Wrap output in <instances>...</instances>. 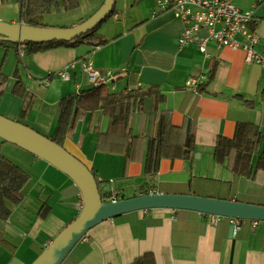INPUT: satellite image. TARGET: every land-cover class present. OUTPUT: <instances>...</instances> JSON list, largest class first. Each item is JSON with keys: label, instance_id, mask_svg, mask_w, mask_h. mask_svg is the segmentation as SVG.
<instances>
[{"label": "crops", "instance_id": "0c3cea01", "mask_svg": "<svg viewBox=\"0 0 264 264\" xmlns=\"http://www.w3.org/2000/svg\"><path fill=\"white\" fill-rule=\"evenodd\" d=\"M236 4L253 11L251 27L260 35L255 49L264 52V1ZM0 19L26 23L20 1L0 0ZM104 21L88 42L75 46L28 51L24 45H7L0 63V113L53 135L60 99L93 86L83 68L91 60L96 68L117 74L104 84L111 92L131 93L150 85H159L162 92L158 101L154 95L128 99L116 125L101 108L72 111L63 146L117 201L153 191L264 205V170L239 174L229 166L232 157L224 162L214 157L218 137H231L238 122H253L264 134V66L248 63L243 50L217 47L213 40L206 43V53L198 41L180 46L183 21L162 11L156 0H123ZM198 35L206 36L207 30ZM61 69L70 79L57 75ZM196 74L205 75L198 92L185 87ZM18 80L26 86L23 96L13 93ZM240 95L253 104L247 106ZM160 113L167 116L166 136L179 143L164 149L158 169L150 173L148 146ZM188 128L193 146L184 154ZM28 169L22 201L0 219V236L13 246L0 243V264H31L82 209L80 189L59 168L36 158ZM211 215L168 207L123 213L93 226L62 264H264L263 220L240 219L234 233L235 218L212 222Z\"/></svg>", "mask_w": 264, "mask_h": 264}, {"label": "water", "instance_id": "95a60500", "mask_svg": "<svg viewBox=\"0 0 264 264\" xmlns=\"http://www.w3.org/2000/svg\"><path fill=\"white\" fill-rule=\"evenodd\" d=\"M116 0H104L89 18L70 27L31 25L0 20V40L11 43L73 40L95 29L113 13ZM0 138L17 144L67 174L82 193V209L31 264H62L74 246L96 224L123 213L153 207L186 209L237 219L264 221V205L198 194L155 193L105 201L95 173L49 136L0 113Z\"/></svg>", "mask_w": 264, "mask_h": 264}, {"label": "trees", "instance_id": "16d2710c", "mask_svg": "<svg viewBox=\"0 0 264 264\" xmlns=\"http://www.w3.org/2000/svg\"><path fill=\"white\" fill-rule=\"evenodd\" d=\"M21 7V16L27 24L41 25L39 16L51 11L54 3L63 2L66 7H75L79 0H19ZM117 4V3H116ZM116 9V5L115 8ZM96 28L83 33L73 40L66 41H49L43 43L24 42L21 44L1 41L0 43L8 45H24L28 51H38L46 49L56 44L79 45L88 42L95 34ZM25 84L18 80L14 87L13 93L23 96ZM135 91V94H132ZM130 92V91H129ZM111 92L105 85L91 86L81 89L77 93L64 96L59 101L61 114L55 132L49 136L52 140L63 145L66 130L69 125L71 114L74 108L82 110H94L101 108L111 117L113 125L120 124L123 120L126 101L133 96L154 95L156 101L162 98V92L159 85H150L147 88H136L131 93ZM247 106L253 104L252 99H246L239 96ZM264 98V92H263ZM141 100V98H140ZM158 128L156 135L151 137L148 146L146 160V169L148 172H155L160 163L162 156L166 154L165 148L171 147L179 142H172L165 133L167 125V116L163 113L157 114ZM188 141L184 145V154L192 148L193 134L190 128L187 129ZM260 146V148H259ZM172 148V147H171ZM257 148L258 151H257ZM257 151L256 162L252 163V155ZM214 157L217 162H224L225 158L232 157L230 168L239 174H249L253 170H264V134L260 128L253 122L241 121L236 125L234 134L231 137L219 136L214 146ZM30 174L22 166L5 156L0 152V219H7L12 212V206L22 201L24 189L28 183ZM111 198V192L105 191L104 200ZM0 243L6 247L13 246L3 237L0 236ZM42 253V252H41Z\"/></svg>", "mask_w": 264, "mask_h": 264}, {"label": "built area", "instance_id": "2783aa9c", "mask_svg": "<svg viewBox=\"0 0 264 264\" xmlns=\"http://www.w3.org/2000/svg\"><path fill=\"white\" fill-rule=\"evenodd\" d=\"M156 2L162 11H171L177 19L183 21L185 26L178 39L180 46L198 41L200 51L206 53V43L213 40L217 47L227 46L243 50L248 63L264 66V52L255 49L260 35L251 27V22L255 18L254 13L239 8L236 0H156ZM201 29L207 30L206 36L198 35ZM83 68L93 86L104 85L117 75L111 70L104 72L96 68L91 60L84 61ZM57 75L64 80L70 79V73L66 69L57 71ZM204 83L205 75H190L185 87L198 92ZM153 193L152 191L150 194ZM111 198V201H117V195H112ZM220 217L212 214L211 221L217 222ZM233 222L236 233L240 229L241 221L235 218Z\"/></svg>", "mask_w": 264, "mask_h": 264}, {"label": "rangeland", "instance_id": "374dc122", "mask_svg": "<svg viewBox=\"0 0 264 264\" xmlns=\"http://www.w3.org/2000/svg\"><path fill=\"white\" fill-rule=\"evenodd\" d=\"M102 0H79V4L75 7H66L63 2L54 3L52 6L53 12H48L41 15L40 21L44 26L55 27H70L73 21L82 22L89 18L100 6ZM116 5L123 4V0H116ZM99 6V7H98ZM3 20V19H0ZM106 21L101 22L95 32H99L105 25ZM11 45V44H8ZM7 45L0 43V63L4 56ZM34 128V127H33ZM40 132V131H39ZM44 134V133H43ZM0 152L5 156L22 166L25 170H29L32 159H42L23 147L9 141H4L0 138ZM29 172V171H28ZM15 206V205H13ZM12 206V207H13Z\"/></svg>", "mask_w": 264, "mask_h": 264}]
</instances>
